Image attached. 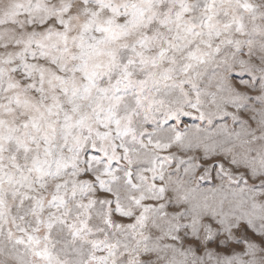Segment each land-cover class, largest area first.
<instances>
[{"label":"snow or ice","instance_id":"1","mask_svg":"<svg viewBox=\"0 0 264 264\" xmlns=\"http://www.w3.org/2000/svg\"><path fill=\"white\" fill-rule=\"evenodd\" d=\"M0 264H264V0H0Z\"/></svg>","mask_w":264,"mask_h":264}]
</instances>
